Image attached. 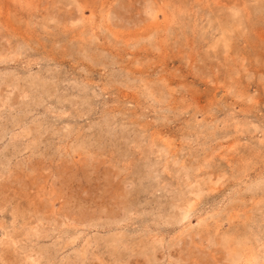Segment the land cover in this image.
I'll use <instances>...</instances> for the list:
<instances>
[{
    "label": "rangeland",
    "instance_id": "rangeland-1",
    "mask_svg": "<svg viewBox=\"0 0 264 264\" xmlns=\"http://www.w3.org/2000/svg\"><path fill=\"white\" fill-rule=\"evenodd\" d=\"M0 264H264V0H0Z\"/></svg>",
    "mask_w": 264,
    "mask_h": 264
}]
</instances>
